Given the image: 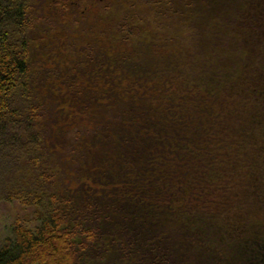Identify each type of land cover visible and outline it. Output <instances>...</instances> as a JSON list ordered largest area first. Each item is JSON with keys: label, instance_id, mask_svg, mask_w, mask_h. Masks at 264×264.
<instances>
[{"label": "trees", "instance_id": "obj_1", "mask_svg": "<svg viewBox=\"0 0 264 264\" xmlns=\"http://www.w3.org/2000/svg\"><path fill=\"white\" fill-rule=\"evenodd\" d=\"M36 1L0 0V203L36 222L0 264H264V0Z\"/></svg>", "mask_w": 264, "mask_h": 264}, {"label": "rangeland", "instance_id": "obj_2", "mask_svg": "<svg viewBox=\"0 0 264 264\" xmlns=\"http://www.w3.org/2000/svg\"><path fill=\"white\" fill-rule=\"evenodd\" d=\"M91 4L89 5V10H95L99 8L100 5L107 2V0H90ZM110 2H114V0H109ZM48 7V15L47 17L54 21V16L57 13L58 9L56 8V0H37L36 1V8L38 10V13L42 15L45 8ZM87 10V9H86ZM54 15V16H53ZM59 17V16H58ZM72 16L69 14H66V16H61L59 18H62L60 22L58 23V26L60 28L59 32H56L57 34L53 37H50L47 40V43L50 44V46L53 49H57V47L62 48V46H65L63 43V38H58V33L64 32L65 34L68 33L69 27L67 25V18H71ZM43 46V45H42ZM49 46V45H48ZM47 48V47H46ZM36 50L42 54V58H38V61L43 64L42 67L45 68L44 61L45 59V53L44 49H39L38 47ZM61 49L57 50L58 54H61ZM49 58V55L47 56ZM47 65V64H46ZM49 70H51V66H49ZM32 211L31 209H24L21 205H19L17 202H1L0 203V246L5 242L6 239L11 238L12 236V228L14 226L18 225H24L28 227L34 228L36 225V222L32 220L31 217Z\"/></svg>", "mask_w": 264, "mask_h": 264}]
</instances>
